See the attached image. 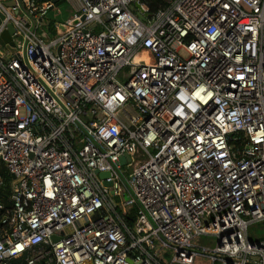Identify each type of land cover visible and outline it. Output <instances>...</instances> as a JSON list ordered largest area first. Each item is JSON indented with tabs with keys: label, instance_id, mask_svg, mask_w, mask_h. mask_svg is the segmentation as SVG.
<instances>
[{
	"label": "built area",
	"instance_id": "2783aa9c",
	"mask_svg": "<svg viewBox=\"0 0 264 264\" xmlns=\"http://www.w3.org/2000/svg\"><path fill=\"white\" fill-rule=\"evenodd\" d=\"M158 4L0 0V264H264V0Z\"/></svg>",
	"mask_w": 264,
	"mask_h": 264
},
{
	"label": "rangeland",
	"instance_id": "374dc122",
	"mask_svg": "<svg viewBox=\"0 0 264 264\" xmlns=\"http://www.w3.org/2000/svg\"><path fill=\"white\" fill-rule=\"evenodd\" d=\"M57 8L60 10L61 14L57 11H51L46 18V25L43 30L39 31V35L47 42L56 39L58 36L62 34V31L56 29L55 26L57 23L65 24L68 20L73 18V12L71 11V7L67 3H61L57 5ZM138 17L143 20V16L141 13H137ZM128 71V69H126ZM1 169V166H0ZM128 194L122 198V201L128 199ZM249 238L251 242H257L264 240V222L255 224L249 229ZM199 245L201 247H214V243L209 242L207 238H201Z\"/></svg>",
	"mask_w": 264,
	"mask_h": 264
},
{
	"label": "trees",
	"instance_id": "16d2710c",
	"mask_svg": "<svg viewBox=\"0 0 264 264\" xmlns=\"http://www.w3.org/2000/svg\"><path fill=\"white\" fill-rule=\"evenodd\" d=\"M149 3L151 9L155 11L158 8V0H144ZM0 169V176L3 180V184L0 185V204L4 205L6 209H10L12 205V189L11 185L13 178L8 174L6 169L2 166ZM4 211H0V219L4 215ZM125 222L127 225L131 226L136 218V209L132 210L131 215H126Z\"/></svg>",
	"mask_w": 264,
	"mask_h": 264
},
{
	"label": "water",
	"instance_id": "95a60500",
	"mask_svg": "<svg viewBox=\"0 0 264 264\" xmlns=\"http://www.w3.org/2000/svg\"><path fill=\"white\" fill-rule=\"evenodd\" d=\"M40 1H44V0H40ZM7 5H14L13 3H7ZM136 7L139 8V5H136ZM65 27L63 25H61V29L63 30ZM14 33V29L12 26H9L8 30L3 34L2 39H1V45L6 47L11 53L15 54L16 50L14 48V43L12 42V35ZM126 159L122 158L121 159V164H125ZM109 174H101V177H108ZM13 179H15V177L13 176ZM111 183H106V186H111ZM54 242L58 241L59 238L58 237H53L52 238Z\"/></svg>",
	"mask_w": 264,
	"mask_h": 264
},
{
	"label": "crops",
	"instance_id": "0c3cea01",
	"mask_svg": "<svg viewBox=\"0 0 264 264\" xmlns=\"http://www.w3.org/2000/svg\"><path fill=\"white\" fill-rule=\"evenodd\" d=\"M57 24H59V28L61 29V25H62V24H60V23H57ZM57 24H56V25H57ZM64 29H65V28H64ZM61 30H62V29H61Z\"/></svg>",
	"mask_w": 264,
	"mask_h": 264
},
{
	"label": "bare ground",
	"instance_id": "6f19581e",
	"mask_svg": "<svg viewBox=\"0 0 264 264\" xmlns=\"http://www.w3.org/2000/svg\"><path fill=\"white\" fill-rule=\"evenodd\" d=\"M141 57H143V56H141Z\"/></svg>",
	"mask_w": 264,
	"mask_h": 264
}]
</instances>
